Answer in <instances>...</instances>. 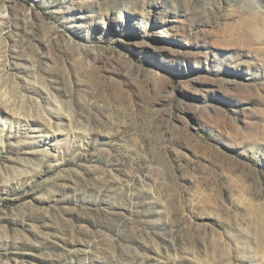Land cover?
<instances>
[{"label":"rangeland","instance_id":"rangeland-1","mask_svg":"<svg viewBox=\"0 0 264 264\" xmlns=\"http://www.w3.org/2000/svg\"><path fill=\"white\" fill-rule=\"evenodd\" d=\"M0 264H264V0H0Z\"/></svg>","mask_w":264,"mask_h":264}]
</instances>
